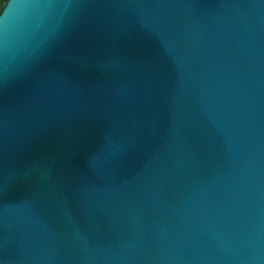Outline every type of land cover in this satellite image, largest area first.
<instances>
[{
  "label": "water",
  "instance_id": "95a60500",
  "mask_svg": "<svg viewBox=\"0 0 264 264\" xmlns=\"http://www.w3.org/2000/svg\"><path fill=\"white\" fill-rule=\"evenodd\" d=\"M0 264H264V0H5Z\"/></svg>",
  "mask_w": 264,
  "mask_h": 264
},
{
  "label": "trees",
  "instance_id": "16d2710c",
  "mask_svg": "<svg viewBox=\"0 0 264 264\" xmlns=\"http://www.w3.org/2000/svg\"><path fill=\"white\" fill-rule=\"evenodd\" d=\"M4 1H5V0H0V9H1V7H2Z\"/></svg>",
  "mask_w": 264,
  "mask_h": 264
}]
</instances>
